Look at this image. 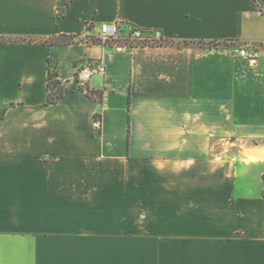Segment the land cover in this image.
Instances as JSON below:
<instances>
[{"label":"crops","instance_id":"crops-1","mask_svg":"<svg viewBox=\"0 0 264 264\" xmlns=\"http://www.w3.org/2000/svg\"><path fill=\"white\" fill-rule=\"evenodd\" d=\"M259 1L0 0V264H264ZM113 23L174 45L87 41ZM91 60L106 73L81 88Z\"/></svg>","mask_w":264,"mask_h":264},{"label":"built area","instance_id":"built-area-1","mask_svg":"<svg viewBox=\"0 0 264 264\" xmlns=\"http://www.w3.org/2000/svg\"><path fill=\"white\" fill-rule=\"evenodd\" d=\"M97 45L117 51H127L138 47L160 46L165 40L159 34L146 32L136 27H130L123 33L120 24H103L96 36ZM92 44L91 37L87 40ZM235 57L240 61L254 65L261 57L262 51L254 45H246L234 48ZM106 67L102 60H91L82 65L76 74V81L81 88H85L88 82L97 75H104Z\"/></svg>","mask_w":264,"mask_h":264},{"label":"trees","instance_id":"trees-1","mask_svg":"<svg viewBox=\"0 0 264 264\" xmlns=\"http://www.w3.org/2000/svg\"><path fill=\"white\" fill-rule=\"evenodd\" d=\"M256 1L262 8L260 1L259 0H256ZM91 40H92V44L97 45V41H95L94 37H91ZM8 41L10 40L0 38V42H8ZM20 41H26V40H20ZM80 41L81 40L75 36L60 35V36L51 38L50 40L46 41V43L52 46H71V45H75L79 43ZM165 45H174V43L168 41V42L161 44L160 46H165ZM183 45L188 46V45H193V43L184 42ZM194 45H198L200 47L205 46L203 43H200V42ZM207 47L210 49H218L220 47V43L213 42V43L208 44ZM48 70H49L48 72V94H47L45 105L52 106V105H56L64 97V84L59 80L56 66L51 59L49 60ZM87 96L92 101L101 102L103 98V93L87 91ZM6 111H7V107H4L0 110V119H3ZM95 118H96V121H98L100 117L96 116ZM263 197H264V191H263Z\"/></svg>","mask_w":264,"mask_h":264}]
</instances>
